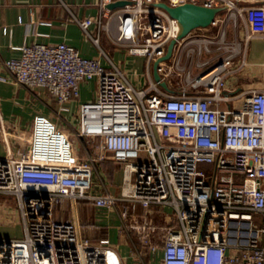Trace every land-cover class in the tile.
<instances>
[{
  "label": "built area",
  "instance_id": "obj_1",
  "mask_svg": "<svg viewBox=\"0 0 264 264\" xmlns=\"http://www.w3.org/2000/svg\"><path fill=\"white\" fill-rule=\"evenodd\" d=\"M113 1L99 0L97 15L75 18L105 63L66 41L25 42L18 56L4 61L8 75L0 74L1 80L10 76L28 87H45L62 110L80 97L82 82L95 79L97 89L93 99L79 103L73 132L95 152L81 158L60 152L65 143L37 142L0 157V193L17 196L23 219L20 236L0 235V264H123L108 237L81 236L76 222L54 218L53 206L63 197L115 208L124 224L138 205L147 211L154 205L171 207L175 215L168 224L155 225L144 213L131 226L152 253L160 244V264H264V87L230 90L227 76L234 71L236 49L224 44V30L216 41L193 33L196 28L177 40L173 54L186 46L190 64L202 69L194 75L187 70V80L174 91L155 79L136 88L99 45L102 34L151 65L180 26L164 8L148 3L157 0L108 8ZM165 1L224 5L232 14L240 10L239 1L264 3ZM163 63L158 71L166 80ZM107 157L124 166L120 196L92 192L95 162ZM201 162L213 164L212 169L199 167ZM157 229L159 244L151 240Z\"/></svg>",
  "mask_w": 264,
  "mask_h": 264
},
{
  "label": "crops",
  "instance_id": "obj_2",
  "mask_svg": "<svg viewBox=\"0 0 264 264\" xmlns=\"http://www.w3.org/2000/svg\"><path fill=\"white\" fill-rule=\"evenodd\" d=\"M98 2L99 0H0V74L8 75L4 61L18 56V46L25 42L66 41L78 47L84 55L100 56L99 46L85 35L75 19L97 15ZM238 6L240 10L235 11V14L224 10L216 16V21L210 26L203 27V30L198 28L193 33L209 35L217 41L220 32L225 31L224 44L236 49L232 66L234 71L227 76L228 88L241 92L264 87V3L239 1ZM20 16L21 22L18 20ZM6 27L7 32L4 30ZM216 44L219 45L218 42ZM99 45L105 52L106 46H117L116 56L120 62L123 61V69L134 85L149 84L154 79L151 66L153 63L148 65L146 57L128 54L125 48L113 42L109 34H102ZM186 51V46L177 49L172 57L163 63L166 67L165 79L173 90H177L176 86L182 84L176 75L181 76L187 70L192 72L193 65L190 64ZM220 52L215 56H220ZM100 57L105 63V58ZM243 60L244 64L241 63ZM144 61L146 71H141L139 63ZM86 82L81 83L80 97L66 102L65 106H68L69 110H62L60 103L47 88L28 87L15 82L10 76L7 80L0 79V157L16 155L30 145L35 147L37 142H54L57 146L65 143V149L60 152H71L81 158L95 152L92 143L73 135L79 123V103L95 97V94L83 93ZM52 137L59 140H50ZM93 177L96 180L92 188L94 194L108 193L120 196L122 193L124 166L121 162L111 157L96 160ZM120 205L118 202L117 206ZM53 207L54 218L76 222L81 236L93 240L108 237L121 256L123 264L161 263V229L151 233V240L159 244L156 252L152 253L150 246L140 241L138 230L131 227L142 220L139 223H128L126 220L124 224L117 209L98 206L92 200L63 197ZM165 208L172 209L169 206L154 205L148 211L143 208L141 215L147 213L155 225L163 226L173 219L166 213H160ZM156 211L158 213L154 216ZM136 216L137 214L132 215ZM131 229L135 231L138 243Z\"/></svg>",
  "mask_w": 264,
  "mask_h": 264
},
{
  "label": "water",
  "instance_id": "obj_3",
  "mask_svg": "<svg viewBox=\"0 0 264 264\" xmlns=\"http://www.w3.org/2000/svg\"><path fill=\"white\" fill-rule=\"evenodd\" d=\"M126 3H132V0H115L108 3L107 7L113 9L123 6ZM148 3L164 8L172 17L177 19L180 26L177 36L172 38L168 43L166 52L163 55L158 56L152 64L154 79L159 81L160 85L165 89L174 91L168 86L166 80L161 79V75L158 71V64L172 57L177 40L184 38L196 28L210 26L216 16L226 9V6H206L193 1H183L177 4H170L165 0H157Z\"/></svg>",
  "mask_w": 264,
  "mask_h": 264
},
{
  "label": "rangeland",
  "instance_id": "obj_4",
  "mask_svg": "<svg viewBox=\"0 0 264 264\" xmlns=\"http://www.w3.org/2000/svg\"><path fill=\"white\" fill-rule=\"evenodd\" d=\"M203 30V29H200ZM119 48V47H118ZM115 49H117V46L115 45H111V47H107L106 46V52L108 53V55L115 60V62L118 63V65L121 68H124L123 66V61H119L117 56H116V52ZM206 57V54H202L201 59ZM195 60H197V56L195 58ZM152 66V65H151ZM139 67L141 71H146V61L139 63ZM202 68L197 66L196 62L193 63L192 66V74H196L197 72H199ZM177 80H179L180 84L184 83L187 78H186V73L179 76L176 75ZM148 83L145 84H135L136 88L140 89V88H144L146 87ZM181 85H177L176 88H180ZM96 89H97V81L95 79L93 80H89L86 82V85L83 89V93L88 95V94H95L96 93ZM68 138V136H63ZM64 139V138H63ZM65 140V139H64ZM199 167L204 168L205 170L208 169H212L213 164H209V163H205V162H201L199 163ZM93 182H96L95 178L93 177ZM18 198L15 194H10V193H0V235L1 236H13V235H20L22 233L23 230V219L21 218V212H20V208H19V203H18ZM164 208V207H162ZM143 211V206L138 205L137 206V210L135 212V214H137L136 217H132L131 213L127 219L128 223H139L142 219L143 216L141 215ZM157 211L155 212L154 216L157 215ZM160 213H166L171 217H174V212L172 209H162V211H160ZM86 219V218H85ZM89 220V219H86ZM160 221H158L159 223ZM132 232H134V239L136 240V242L138 243V239H137V235L135 233V231L133 229H131ZM140 246V245H139ZM135 260L137 261V258L135 257Z\"/></svg>",
  "mask_w": 264,
  "mask_h": 264
}]
</instances>
